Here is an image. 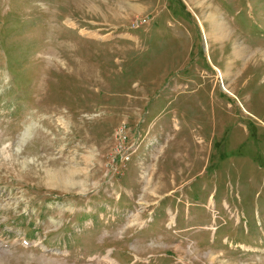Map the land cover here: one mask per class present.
I'll return each mask as SVG.
<instances>
[{
	"label": "rangeland",
	"instance_id": "obj_1",
	"mask_svg": "<svg viewBox=\"0 0 264 264\" xmlns=\"http://www.w3.org/2000/svg\"><path fill=\"white\" fill-rule=\"evenodd\" d=\"M0 264H264V0H0Z\"/></svg>",
	"mask_w": 264,
	"mask_h": 264
},
{
	"label": "bare ground",
	"instance_id": "obj_2",
	"mask_svg": "<svg viewBox=\"0 0 264 264\" xmlns=\"http://www.w3.org/2000/svg\"><path fill=\"white\" fill-rule=\"evenodd\" d=\"M211 21H212V23H213V26H214V28L212 29V32H213V34H214V37L215 38H217V39H219V38H221V37H224L225 35H226V30H225V28H224V26H223V22L222 21H220L218 18H217V16L215 15H213L212 17H211ZM237 53H239V54H241L242 53V51L240 52V49H236L235 50ZM220 73V72H219ZM220 76H221V73H220Z\"/></svg>",
	"mask_w": 264,
	"mask_h": 264
}]
</instances>
